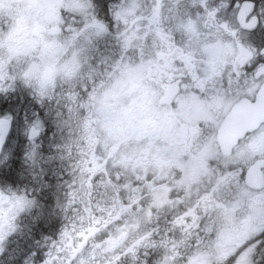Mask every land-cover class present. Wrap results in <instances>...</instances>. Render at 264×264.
<instances>
[{
	"label": "snow or ice",
	"instance_id": "snow-or-ice-1",
	"mask_svg": "<svg viewBox=\"0 0 264 264\" xmlns=\"http://www.w3.org/2000/svg\"><path fill=\"white\" fill-rule=\"evenodd\" d=\"M0 258L264 264V0H0Z\"/></svg>",
	"mask_w": 264,
	"mask_h": 264
},
{
	"label": "clouds",
	"instance_id": "clouds-1",
	"mask_svg": "<svg viewBox=\"0 0 264 264\" xmlns=\"http://www.w3.org/2000/svg\"><path fill=\"white\" fill-rule=\"evenodd\" d=\"M25 179L27 180L28 177H25ZM42 197H43V190H40L39 188H37L36 198L38 200V203L40 204V208H34L32 210V213L29 214L28 220L21 222L20 228L23 231H26V229L24 228V225L28 224L29 222H31L33 227L38 225L39 221L36 219V217L40 215L42 209H46L48 207L46 198H42ZM53 206H54V200H53ZM23 239H24V235L18 233L17 240L22 241ZM0 264H11V261L5 260L4 258H0Z\"/></svg>",
	"mask_w": 264,
	"mask_h": 264
}]
</instances>
